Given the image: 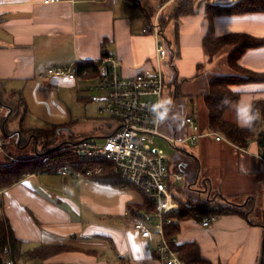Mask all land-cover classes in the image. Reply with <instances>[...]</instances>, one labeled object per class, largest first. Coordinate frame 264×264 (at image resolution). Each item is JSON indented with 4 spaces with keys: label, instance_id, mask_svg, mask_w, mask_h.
Masks as SVG:
<instances>
[{
    "label": "crops",
    "instance_id": "obj_1",
    "mask_svg": "<svg viewBox=\"0 0 264 264\" xmlns=\"http://www.w3.org/2000/svg\"><path fill=\"white\" fill-rule=\"evenodd\" d=\"M178 1L0 0L1 126L7 119L3 111L12 113L13 108L15 115L21 114L22 125L31 93L41 107V95L47 87L75 86L73 80L50 75L51 67L96 60L105 53L121 60V72L125 75L156 66V37L141 30L161 9V15L168 18L165 43L168 46L169 40L175 41L178 49L173 63L169 59L163 61L171 82L165 92L166 113L159 127L166 138L159 139H164L173 150L167 156L168 166L171 171L182 173L184 181L179 186L188 198H215L229 204V200L237 204L235 200L242 198L237 205L252 201V209L245 216L222 214L208 226L196 218L181 221L177 241L195 242L200 255L211 264H254L260 249V229L264 240L260 223L263 215L261 219L253 217L259 201L264 202L262 149L255 138L239 147L221 133L222 140H216L214 135L197 136L193 143L186 140L195 131H211L204 101L210 80L235 72L227 59L233 44L223 45L213 55L202 45L210 20L205 16L206 5L228 6L240 0H194L190 13L171 17ZM210 21L215 36L245 32L264 38V11L214 14ZM241 63L264 72V45L246 51ZM233 87L240 95L224 111L223 118L241 127L248 126L253 102L264 100V79ZM1 96L8 97L6 104L1 102ZM187 117H192L193 126L186 122ZM15 130L12 137H18L20 147L21 129ZM4 143L0 137L6 162L11 154L8 155ZM84 180L82 175L62 176L40 169L0 188L3 212L22 240V250L56 248L44 259L26 254L18 264H163L154 252L157 237L142 238L133 228L132 215L126 214L129 207L145 204L143 194L137 195V189L115 181ZM262 254L261 249L256 264L262 263Z\"/></svg>",
    "mask_w": 264,
    "mask_h": 264
},
{
    "label": "built area",
    "instance_id": "obj_2",
    "mask_svg": "<svg viewBox=\"0 0 264 264\" xmlns=\"http://www.w3.org/2000/svg\"><path fill=\"white\" fill-rule=\"evenodd\" d=\"M55 1L43 0L44 3ZM160 16L161 9L141 30L156 37V66L125 75L121 72V60L114 54L105 53L96 60L74 61L67 66L48 69L50 75L73 80L78 88L100 91V111L108 115L106 124L111 130L99 140L82 138L63 148V151L69 150L68 157L50 160L48 154H42L45 163L42 170H53L69 177L82 175L85 183L93 176L114 171L120 184L140 190L153 204L151 208L126 211L133 217V228L144 239L157 237L154 252L163 264H184L175 247L177 236L168 238L166 235V226L174 221L173 215L180 207L175 199V187L184 181V177L180 172L171 171L167 155L155 142L158 137L166 138L159 127L166 112L165 83L168 78L163 61L169 58V50L161 32ZM186 122L194 125L192 117H187ZM201 135L224 139L218 132L195 131L188 134L186 140L193 143ZM169 140L174 143L173 139ZM261 158L264 160L263 156ZM199 218L203 226H208L216 221L217 215ZM2 264L18 263L7 258Z\"/></svg>",
    "mask_w": 264,
    "mask_h": 264
},
{
    "label": "trees",
    "instance_id": "obj_3",
    "mask_svg": "<svg viewBox=\"0 0 264 264\" xmlns=\"http://www.w3.org/2000/svg\"><path fill=\"white\" fill-rule=\"evenodd\" d=\"M194 0H179L176 2L175 7L172 10L171 17H178L184 14H188L193 9ZM256 11H264V0H240L235 4L222 6L219 4H208L205 8V16L211 20L214 14H241ZM209 20L208 31L203 37L202 45L206 51L213 55L216 53L223 45L233 44L234 48L229 52L228 64L235 71L233 74L227 75H216L210 82L207 91L204 93L205 106L207 108V125L208 128L213 132L221 133L225 138L231 141L233 144L239 147H245L248 144L249 139L255 138L259 147L262 149L264 155V100L256 99L253 102L251 109V119L248 126L241 127L236 123H232L224 120L223 114L234 102L239 98L240 92L234 89V85L237 83L247 82L250 80H262L264 79V72H256L255 70L244 66L241 63V59L246 51L250 49L259 48L264 45L263 37H256L245 32H230L224 35L215 36L213 34V29L211 21ZM168 18L161 15L160 17V27L161 32L164 34ZM175 36L177 35L174 34ZM168 40V39H167ZM169 50V63H173L174 56L178 54V49L176 48L175 41H168ZM91 66V65H88ZM166 72V71H165ZM166 77H168L166 72ZM171 80L167 79L165 83V88L168 89V85ZM15 108H13L12 113H14ZM166 113V112H165ZM8 119V118H7ZM5 127V123H4ZM3 127V129H4ZM6 129V128H5ZM58 126L53 125L51 128H37L29 129V133L37 140H45L44 143H50V140L56 134ZM7 131V129H6ZM24 129L21 130L23 133ZM12 133L9 132V134ZM22 140V139H21ZM76 140H68L62 144V147H70ZM25 143L19 144L20 148L24 146ZM38 145V144H37ZM44 147L46 146L43 145ZM60 150V149H58ZM48 154L51 159L68 157L69 150L65 151H52L51 149H45L44 152H39L26 160L21 161L19 158L21 156L14 157L8 156L7 161L0 163V188L8 187L15 182L19 181L24 175L30 174L32 172L38 171L45 166L44 161L41 157L36 155ZM10 155V154H8ZM12 158V159H10ZM13 160L15 162H13ZM103 182L115 181L120 184L117 179V175L112 170H108L100 175L93 176ZM142 193V192H141ZM143 194V193H142ZM144 205L129 207L130 210L134 208H151L153 204L149 202L143 195ZM175 199L178 200L180 207L177 212L173 215L174 221L166 226V235L168 238L177 236L180 232V222L189 218L200 219V216L204 215H222L229 213H239L246 215L252 209V201L242 203V205H237L233 203H224L217 201L214 198L212 200L206 199L193 200L186 197L180 186L175 187ZM264 227V214L263 219L260 222ZM264 231V228H263ZM9 219L3 212V202L0 198V264L3 263L5 259H11L15 263H18L24 258L26 254L31 255L32 258H45L47 253L51 252L56 248L39 247L35 248L31 252H25L22 250V240H20L14 233ZM180 252V257L184 264H211V262L200 255L199 247L195 242L178 243L175 245ZM263 261L264 264V240H263Z\"/></svg>",
    "mask_w": 264,
    "mask_h": 264
},
{
    "label": "rangeland",
    "instance_id": "obj_4",
    "mask_svg": "<svg viewBox=\"0 0 264 264\" xmlns=\"http://www.w3.org/2000/svg\"><path fill=\"white\" fill-rule=\"evenodd\" d=\"M44 90L46 91V93L41 95L43 97V100L41 101H44L40 102L41 107L38 105L37 100L31 93L29 109L27 114L23 118L22 125L20 123L21 114L18 115L16 113L15 115V113H8L7 109L3 111V114L5 116H3L4 119H8L5 120L4 129L1 126L2 121H0V137H2V139L4 140L5 143L3 144V146L6 147L11 156L17 158L21 156L19 158V164L21 161L25 162L26 160H29V158L33 156V152H35V154L38 153V151L42 153L45 149L48 148L52 151H62L63 148L66 147H59L63 146L62 144H64V142H67L68 140H80L82 138L85 139V137L97 138L99 140L100 136L106 134L109 130H111V127L107 126L106 124L108 115L101 112L99 109L102 105V100H100L102 93L100 91L88 88H78L73 85L68 86L64 84L49 86ZM1 99V102L5 104L6 102H8V97H6L5 99L1 96ZM8 105L13 106L10 102L8 103ZM53 125L58 126V129L56 131V134L50 140V143L48 142L42 144L45 140L41 139L35 141V138L32 136V134L29 133V131H24L23 133H21L22 138H20V141H18L19 144L25 143L24 150L17 146L18 137L16 139L12 137L13 132H16L15 129H18V131L19 129L22 130L30 128L47 129L51 128ZM5 128L7 129V131ZM9 128H12V133L10 134ZM159 138L160 137L155 140L156 144L163 150V152L167 156H170L173 150L167 145V142H164V139ZM45 144L46 146L44 147L43 145ZM41 155L42 154L36 156L42 158ZM4 161L5 155L0 147V163ZM13 162L15 161L13 160ZM134 191L137 195L141 194V192L139 193L138 189ZM235 201L238 204L240 203V201H242V198ZM229 202L233 203L234 201L229 200ZM262 203L261 201H259L258 205L256 206L255 214L253 216L255 219H261V216L263 215L262 209L264 210V205L262 206ZM262 241L263 236L260 229V249H258L257 258L254 259V261L256 260L254 264H256L259 260L258 254H260L261 256Z\"/></svg>",
    "mask_w": 264,
    "mask_h": 264
},
{
    "label": "water",
    "instance_id": "obj_5",
    "mask_svg": "<svg viewBox=\"0 0 264 264\" xmlns=\"http://www.w3.org/2000/svg\"><path fill=\"white\" fill-rule=\"evenodd\" d=\"M85 138H89V137H85Z\"/></svg>",
    "mask_w": 264,
    "mask_h": 264
}]
</instances>
